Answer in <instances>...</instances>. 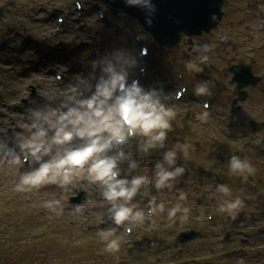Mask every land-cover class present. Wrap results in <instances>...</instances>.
<instances>
[{"label": "rangeland", "instance_id": "1", "mask_svg": "<svg viewBox=\"0 0 264 264\" xmlns=\"http://www.w3.org/2000/svg\"><path fill=\"white\" fill-rule=\"evenodd\" d=\"M80 1L79 10L73 0H0V120L15 123L30 100L40 99L37 89L42 81L53 80L61 71L65 83L75 73L87 75L89 65L99 54L125 42L134 44L135 35L140 33L151 49L150 55L143 57L146 71L140 76L141 82L149 86L161 81L169 92L182 86L187 89L176 102L175 131L169 134L168 143L189 146L191 171L177 184L178 189L189 194L188 201L182 205L190 209L189 220L172 224L165 213L155 217V227L149 224L135 227L131 235L124 234L125 244L134 248L133 254H140L134 260L129 254L128 261L118 262V252L115 255L108 252L105 242L96 235L98 228L106 226L98 223L96 210L80 218L65 215L50 220L44 202L57 189L48 186L39 195L16 193L13 187L17 181L12 172L0 168L1 246L16 245L14 250L21 245L22 250L33 254L27 260L21 256L17 264H59L57 257L68 264H144L151 255L157 263L162 260L163 263L174 261V264H234L240 252L247 254L245 260L250 262L242 264H264V234L259 237L254 232L250 219L256 211L257 220H261L256 225H264V125L258 131H250L247 126L249 119L264 121V10L258 7L264 5V0H224V14L218 28L193 36L192 42L186 36L173 48L158 46L137 25L136 19L118 11L114 13L103 2ZM59 16L65 17L62 24L57 22ZM204 43L210 44L212 50L207 54V63L200 64L194 46ZM140 45L136 43V47ZM189 61L196 62L201 71L189 72L185 68ZM241 63L250 64L256 75L263 76L256 86L243 88L247 91L244 99L232 83L231 68ZM150 64L152 67L148 69ZM205 80L212 95L194 96L195 84ZM205 100L210 102L211 120L201 124L195 114L202 110ZM232 154L247 157L253 163L255 176L249 177L247 183L228 175L227 160ZM160 155L161 152H156L146 158L147 165L142 164L141 173L151 178L152 164ZM218 183L228 184L233 198L238 195L245 201L235 220L216 211ZM148 191L157 196V202L165 201L166 207H171L177 199L167 191L159 194L152 188ZM84 195L83 192L78 200L67 199V203H79ZM11 200L16 205L8 206ZM136 203L143 207L147 197ZM201 209L207 210L202 222ZM209 213L215 216L211 220L207 219ZM186 226H192L199 233L188 240L182 239L180 244L177 235ZM246 227L252 230L249 237L244 236ZM42 231L53 235H42ZM228 232L226 246L220 242ZM88 244H94L95 255H88ZM179 244L183 251L178 250ZM256 244L260 250H255ZM241 245L244 250L240 249ZM44 247H50L45 260L38 256ZM220 251L224 252L223 256L219 255ZM155 252L162 253V257L157 258ZM202 255L205 261H197L196 256Z\"/></svg>", "mask_w": 264, "mask_h": 264}, {"label": "clouds", "instance_id": "2", "mask_svg": "<svg viewBox=\"0 0 264 264\" xmlns=\"http://www.w3.org/2000/svg\"><path fill=\"white\" fill-rule=\"evenodd\" d=\"M126 7H138L145 12V22L151 27L157 6L153 0H124ZM81 5L77 4V7ZM264 10V5H258ZM103 18V12L100 13ZM213 21L217 20L215 14ZM183 35V33H180ZM143 40L137 33L134 44L113 47L99 54L89 65L90 71L75 73L65 83L62 71L51 81H42L37 89L39 100H30L13 124L0 120V168L12 172L17 181L13 191L39 195L42 188L54 186L57 191L44 202L48 219L83 217L96 210L99 224L96 235L106 244V250L117 253L137 226H157L155 217L167 214L172 224L189 220L190 209L182 205L189 194L177 184L186 174L191 161L187 144H169V134L175 131L177 101L187 89L166 91L163 82L145 86L141 74L146 71L143 57L147 46L136 47ZM211 45L197 44L194 51L200 64L207 63ZM189 72H199L196 62L185 64ZM196 97L212 95L208 81L197 82ZM210 103L205 100L195 114L201 124L211 120ZM161 152L152 165L151 178L140 169L146 158ZM228 175L247 183L255 176L253 163L238 154L227 160ZM177 196L171 207L149 193ZM94 189V191H92ZM84 192L76 204H68L71 196ZM216 211L235 220L245 206L240 196L226 183L215 186ZM141 207L136 201L145 199ZM201 209L199 219L205 218ZM207 219L211 220L209 213Z\"/></svg>", "mask_w": 264, "mask_h": 264}, {"label": "water", "instance_id": "3", "mask_svg": "<svg viewBox=\"0 0 264 264\" xmlns=\"http://www.w3.org/2000/svg\"><path fill=\"white\" fill-rule=\"evenodd\" d=\"M102 1L136 18L156 40L168 47L176 46L185 35L192 37L202 34L204 30L211 31L218 26L223 14L221 11L223 0H153L157 12L153 16V25L149 27L145 22V12L140 8L126 7L124 0ZM213 14L217 16L216 21L211 19ZM234 71L235 80L241 89L249 84L255 85L260 80V76L254 75L249 66H238ZM242 94L245 97L247 93L242 90ZM254 127L258 130L261 124L256 123ZM197 234L198 232L190 230L182 239H190Z\"/></svg>", "mask_w": 264, "mask_h": 264}, {"label": "trees", "instance_id": "4", "mask_svg": "<svg viewBox=\"0 0 264 264\" xmlns=\"http://www.w3.org/2000/svg\"><path fill=\"white\" fill-rule=\"evenodd\" d=\"M11 203L12 204H9L8 206H13L14 203L13 202H11ZM243 223L245 224V220H243ZM257 233L259 234V237H261L262 234H264V230H260ZM40 234H42V235H53V234L50 233V231L49 232L48 231H42ZM1 235L2 234H0V236ZM14 241L16 242V240H14ZM15 246H13V248ZM254 246H259V245L256 244ZM13 248L12 247L7 248L6 245L1 246V243H0V264H17V262H18L17 260H21V256H25V260H27L28 258H30L33 255V254H30L29 251L27 252V251L22 250V246L21 245H18L14 250H13ZM49 248L50 247L41 248V250H39V252H38V256L43 257V260H45L44 258H46V256L48 255V249ZM240 249L244 250V246L241 245ZM260 249L261 248L255 249V250H260ZM87 250H88V255L89 256H93V255L96 254L95 252H97L96 251L97 249H94V244H88ZM155 253H157V255H159V258H161L159 252H155ZM17 255L19 257H17ZM113 255H115V253ZM246 255L247 254H245L244 252H240V255L237 256V257H239L237 259L238 261L236 263H234V264H242V262L243 263H245V262L246 263H250V262L245 260V259H247ZM151 257H152V255H151ZM126 258H127V249L122 245L121 250L118 252V262H123ZM57 259H58L59 264H66L67 263V261H65V260L62 261L58 257H57ZM196 260L199 261V262L205 261V260H201V256H196ZM230 260H233V258H230ZM209 262L213 263L212 260H209ZM145 263H147V262H145ZM164 263L165 264H171V263L174 264V261H172L171 263H169V262H164ZM164 263L161 260L160 263L155 262L154 264H164ZM125 264H127V263H125ZM147 264H149V263H147Z\"/></svg>", "mask_w": 264, "mask_h": 264}]
</instances>
